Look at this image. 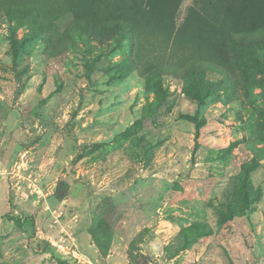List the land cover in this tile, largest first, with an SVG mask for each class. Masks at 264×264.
I'll list each match as a JSON object with an SVG mask.
<instances>
[{"label": "rangeland", "instance_id": "1", "mask_svg": "<svg viewBox=\"0 0 264 264\" xmlns=\"http://www.w3.org/2000/svg\"><path fill=\"white\" fill-rule=\"evenodd\" d=\"M111 2L0 0V264H264V35Z\"/></svg>", "mask_w": 264, "mask_h": 264}, {"label": "trees", "instance_id": "2", "mask_svg": "<svg viewBox=\"0 0 264 264\" xmlns=\"http://www.w3.org/2000/svg\"><path fill=\"white\" fill-rule=\"evenodd\" d=\"M51 1V0H38ZM69 6L75 13L84 14L97 10L104 3L112 1L119 11L120 17L127 18L132 27L144 28L150 31L160 32L166 35L175 32L174 38L180 36L183 29L190 30L191 22L195 19H203V14L194 7H190L186 13L182 24L176 26L180 7L183 0H60ZM33 9L28 7L26 13ZM34 10L35 7H34ZM259 29L260 34L264 35V0H229V5L222 13L221 20L216 27L223 31L229 40L234 44L242 37L255 38L257 33L249 31L250 29ZM175 29V30H174ZM31 227L35 228L34 220L29 219ZM18 226H22L25 219L14 218ZM43 246L40 247V244ZM49 245L47 240H42L37 244L38 250H45Z\"/></svg>", "mask_w": 264, "mask_h": 264}, {"label": "built area", "instance_id": "3", "mask_svg": "<svg viewBox=\"0 0 264 264\" xmlns=\"http://www.w3.org/2000/svg\"><path fill=\"white\" fill-rule=\"evenodd\" d=\"M34 180H35V178H33V183H32V185H33V190L36 191V192H39V190H38L39 187H38L37 183L34 182Z\"/></svg>", "mask_w": 264, "mask_h": 264}]
</instances>
